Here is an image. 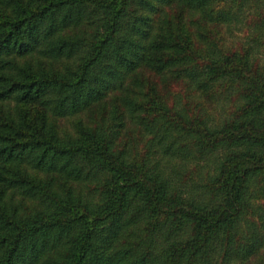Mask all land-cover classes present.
<instances>
[{"label":"trees","instance_id":"16d2710c","mask_svg":"<svg viewBox=\"0 0 264 264\" xmlns=\"http://www.w3.org/2000/svg\"><path fill=\"white\" fill-rule=\"evenodd\" d=\"M263 255L264 0H0V264Z\"/></svg>","mask_w":264,"mask_h":264},{"label":"rangeland","instance_id":"374dc122","mask_svg":"<svg viewBox=\"0 0 264 264\" xmlns=\"http://www.w3.org/2000/svg\"><path fill=\"white\" fill-rule=\"evenodd\" d=\"M262 258H263V259H262V263L264 264V255L262 256ZM254 263H255V261H254Z\"/></svg>","mask_w":264,"mask_h":264}]
</instances>
